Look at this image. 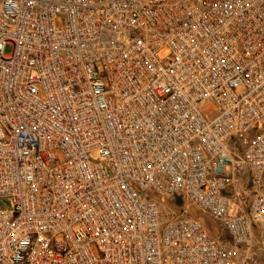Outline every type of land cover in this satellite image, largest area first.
<instances>
[{
  "label": "built area",
  "instance_id": "2783aa9c",
  "mask_svg": "<svg viewBox=\"0 0 264 264\" xmlns=\"http://www.w3.org/2000/svg\"><path fill=\"white\" fill-rule=\"evenodd\" d=\"M5 198L0 264H264V0H0Z\"/></svg>",
  "mask_w": 264,
  "mask_h": 264
},
{
  "label": "rangeland",
  "instance_id": "374dc122",
  "mask_svg": "<svg viewBox=\"0 0 264 264\" xmlns=\"http://www.w3.org/2000/svg\"><path fill=\"white\" fill-rule=\"evenodd\" d=\"M245 179H247L246 176L243 177L242 181L245 182L246 181ZM240 190L242 191L241 196H242V200L244 201L243 207H245L247 210L258 190L256 188H253V186L249 182L243 183ZM162 198H163L162 200L163 204L167 206H170L169 202H174L175 200L182 201L184 204L185 211L181 215L185 217H191V218L195 217L196 219H198L202 223L206 232L209 235H211L213 239H219L224 236L226 237V234L223 233L225 232V230L221 222L215 219L214 217L210 216L208 213L197 209L190 202V200H188V198L184 196L162 197ZM0 205L8 217L12 216L15 213V205L12 199L10 198L2 199L0 200ZM260 258H261L260 260H263V257H260Z\"/></svg>",
  "mask_w": 264,
  "mask_h": 264
},
{
  "label": "trees",
  "instance_id": "16d2710c",
  "mask_svg": "<svg viewBox=\"0 0 264 264\" xmlns=\"http://www.w3.org/2000/svg\"><path fill=\"white\" fill-rule=\"evenodd\" d=\"M169 205L174 208L175 210H177V212H179L180 214H182L185 210H184V204L182 201H174V202H169ZM195 218V217H193ZM196 219V218H195ZM198 220V219H197ZM211 236V235H210Z\"/></svg>",
  "mask_w": 264,
  "mask_h": 264
},
{
  "label": "crops",
  "instance_id": "0c3cea01",
  "mask_svg": "<svg viewBox=\"0 0 264 264\" xmlns=\"http://www.w3.org/2000/svg\"><path fill=\"white\" fill-rule=\"evenodd\" d=\"M246 178H247V179H245V180H246L245 182H249V183H250V181H249L250 179H249L248 177H246ZM245 182H244V183H245Z\"/></svg>",
  "mask_w": 264,
  "mask_h": 264
}]
</instances>
